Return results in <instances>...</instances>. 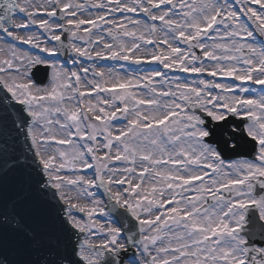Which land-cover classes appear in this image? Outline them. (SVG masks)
<instances>
[{"label": "snow or ice", "instance_id": "snow-or-ice-1", "mask_svg": "<svg viewBox=\"0 0 264 264\" xmlns=\"http://www.w3.org/2000/svg\"><path fill=\"white\" fill-rule=\"evenodd\" d=\"M0 93V264H264V0H0Z\"/></svg>", "mask_w": 264, "mask_h": 264}, {"label": "rangeland", "instance_id": "rangeland-1", "mask_svg": "<svg viewBox=\"0 0 264 264\" xmlns=\"http://www.w3.org/2000/svg\"><path fill=\"white\" fill-rule=\"evenodd\" d=\"M28 47H29V46H28ZM32 51H33V53H36L38 50L32 49ZM69 59H70V58H69ZM59 61L62 62V63L64 62V61H61V60H59ZM67 61H69V60H67ZM104 63H105V64L109 63V64H113V65H117V66H118L117 62H114V61H109V60H108V61H104ZM121 63H123V62H121ZM136 67H137V66H135V65H132V66H131V68H133V69L136 68ZM88 171L92 172V170H88ZM90 172H89V174H91ZM101 219H102V221H103V220H106V219H108V218H101Z\"/></svg>", "mask_w": 264, "mask_h": 264}, {"label": "water", "instance_id": "water-1", "mask_svg": "<svg viewBox=\"0 0 264 264\" xmlns=\"http://www.w3.org/2000/svg\"><path fill=\"white\" fill-rule=\"evenodd\" d=\"M38 70H40V68H38L37 71H38ZM37 71H36V73H35V76H37ZM224 130H226V128L222 129V130H221V133H223ZM217 141H218L220 144H223V141H224V140H217ZM7 196H8V197H11V188H10L9 191L7 192Z\"/></svg>", "mask_w": 264, "mask_h": 264}, {"label": "bare ground", "instance_id": "bare-ground-1", "mask_svg": "<svg viewBox=\"0 0 264 264\" xmlns=\"http://www.w3.org/2000/svg\"><path fill=\"white\" fill-rule=\"evenodd\" d=\"M85 63H86V61H85ZM87 64V63H86ZM68 66H69V64H68ZM107 67H111V66H107ZM118 67V66H117ZM91 173V172H90ZM74 195V194H73Z\"/></svg>", "mask_w": 264, "mask_h": 264}]
</instances>
